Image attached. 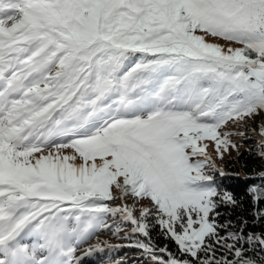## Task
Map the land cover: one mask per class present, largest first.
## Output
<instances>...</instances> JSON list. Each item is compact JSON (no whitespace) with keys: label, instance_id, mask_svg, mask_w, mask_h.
Wrapping results in <instances>:
<instances>
[{"label":"snow or ice","instance_id":"6c2138e0","mask_svg":"<svg viewBox=\"0 0 264 264\" xmlns=\"http://www.w3.org/2000/svg\"><path fill=\"white\" fill-rule=\"evenodd\" d=\"M261 114L264 0H0V264H79L129 224L147 264H264V234L219 221L240 202L202 143L223 158L220 129Z\"/></svg>","mask_w":264,"mask_h":264},{"label":"trees","instance_id":"16d2710c","mask_svg":"<svg viewBox=\"0 0 264 264\" xmlns=\"http://www.w3.org/2000/svg\"><path fill=\"white\" fill-rule=\"evenodd\" d=\"M251 141L244 140L243 147L234 155L226 158L221 167L226 175L221 177L219 173H214L216 183L227 191L231 192L233 196L239 201V205L235 208L220 207L217 211L224 213L219 217V221H231L235 228L229 229L236 231L241 228V221L246 220L247 226L244 227L245 234H252L260 236L264 234V219H255L252 215L254 211L253 200L250 194V189L253 186H264V158L258 155L259 149L257 145L250 144ZM258 207L264 209V202H261ZM223 234V233H222ZM150 235L153 243L164 246L168 245L172 252H176V246L171 240H166L161 233L159 227L151 229ZM131 242L126 243L121 248L120 253L123 257L124 264H147V261L140 259V250L135 247H129L134 240L144 239L143 236L137 234L129 237ZM249 256H264V253L249 252ZM130 258H132L130 260ZM130 260V261H129Z\"/></svg>","mask_w":264,"mask_h":264},{"label":"rangeland","instance_id":"374dc122","mask_svg":"<svg viewBox=\"0 0 264 264\" xmlns=\"http://www.w3.org/2000/svg\"><path fill=\"white\" fill-rule=\"evenodd\" d=\"M206 39L209 42L218 43L221 46L227 48L229 46V42H225L222 39L219 38H212V37H206ZM231 47H240L241 45L231 43ZM262 123L259 117L250 119L245 118L244 121L240 122H228L222 129H220L221 132H227L230 133L229 139L237 145L236 148H229L227 152L223 154V158H221L217 152H216V146L215 142L211 140L203 141V144L207 145L206 151L211 156L212 160L215 162L216 167H221L223 165V161L226 158L231 157L234 155L238 150H240L244 145V140L248 139L251 141L250 144L257 145L258 143V133H259V125ZM255 130V132H253ZM243 132L244 135H239L238 133ZM251 137V139H249ZM62 154L64 155H71L72 150L71 149H64L62 150ZM99 163V161H97ZM76 163H81L80 160H77ZM122 180V178H121ZM113 194L118 195V192L113 189ZM122 203L121 200H116L115 202H109L110 206L116 207L120 206ZM127 203L129 205H132L134 203V200L132 197L127 198ZM143 207H149L151 208V202L148 199H141L138 203H136L135 206V214L138 216L141 208ZM116 221H119V217L115 218V221L113 218L109 217V223H115ZM132 226L129 224L126 227H123V230L119 233V236L114 235L115 229L111 231H97L95 235L81 244L78 247L77 250V256L80 257L79 264H120V262L123 261V257L120 253V250L126 243L131 242L130 238L124 239L125 233L131 232ZM132 237V236H130ZM31 243V241H26ZM105 242L107 244L116 245L119 246L114 250H108L106 248ZM100 243L102 247H105V251H91L88 252L87 250L94 244ZM39 256V253H37ZM132 258H130L131 260ZM129 260V261H130Z\"/></svg>","mask_w":264,"mask_h":264},{"label":"bare ground","instance_id":"6f19581e","mask_svg":"<svg viewBox=\"0 0 264 264\" xmlns=\"http://www.w3.org/2000/svg\"><path fill=\"white\" fill-rule=\"evenodd\" d=\"M259 118H260V120H261L262 122H264V114H261V116H259Z\"/></svg>","mask_w":264,"mask_h":264}]
</instances>
